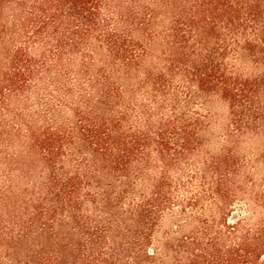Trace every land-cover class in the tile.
<instances>
[{
  "label": "trees",
  "instance_id": "1",
  "mask_svg": "<svg viewBox=\"0 0 264 264\" xmlns=\"http://www.w3.org/2000/svg\"><path fill=\"white\" fill-rule=\"evenodd\" d=\"M130 1L117 17L109 0H0L3 109L73 60L87 74L101 52L110 66L86 78L96 111L77 112L73 172L53 166L73 134L33 132L47 180L32 203L18 197L20 215L0 210V264H264V0H167L162 32L155 9ZM161 34L163 69L140 76ZM120 77L143 99L113 114ZM212 96L231 115L217 152L194 106ZM250 134L256 158L238 151ZM10 189L0 185V208Z\"/></svg>",
  "mask_w": 264,
  "mask_h": 264
},
{
  "label": "rangeland",
  "instance_id": "2",
  "mask_svg": "<svg viewBox=\"0 0 264 264\" xmlns=\"http://www.w3.org/2000/svg\"><path fill=\"white\" fill-rule=\"evenodd\" d=\"M109 1L116 6L115 16L117 17L126 14L128 8L133 6L130 0ZM133 1L138 7L149 6L156 10L158 16L156 30L158 32L164 31L170 25V15L165 10L167 0ZM134 38L142 43L145 42L137 32ZM163 43L162 34L152 41L151 54L145 60L140 76H143L145 70L163 69L165 61L160 58ZM7 62L0 46V80L9 70ZM102 67L109 71L110 66L105 62L101 52L96 54L95 65L87 74L81 71L83 70L81 61L73 60L66 64L62 74L56 73L55 70L51 74H46L43 78L37 79L28 90L9 97L5 109L0 106V122L5 126L2 129L4 133L0 142V185L5 183L11 187L8 192L7 205L0 208L4 217L8 218L12 214L20 215L22 209L19 204H16L18 197L19 200L32 203L41 196L38 187L47 180V171L44 167L46 165L41 159L40 152L31 146L30 138L33 132L50 129L52 132H60L62 136L69 138L73 134L71 139L65 141L63 152L53 166H63L65 171L69 172H73L75 166H79L78 160H81V155L78 148L81 140L75 130L79 121L77 112L86 115L88 119L92 118V112L95 110V102L92 98L98 94V89L89 86L86 78L95 76L98 69ZM56 75L58 76L57 82L52 80ZM115 78L117 79V75ZM119 82L126 90L125 100L114 105L113 114L125 110L129 102L136 104L137 100L143 99L140 91L133 90V86L136 85L134 80L129 81L120 77ZM68 89L71 92H67ZM194 106L206 115L207 131L204 137L210 149L217 152L229 129L231 118L229 105L220 97L212 96ZM98 111L100 115L109 113V109L105 108H100ZM128 114L132 118L131 123L135 122L133 112L130 111ZM261 144L260 139L250 134L240 143L238 151L241 155L256 158L262 152ZM81 166L85 165L81 164ZM257 172L264 173V160L257 163Z\"/></svg>",
  "mask_w": 264,
  "mask_h": 264
}]
</instances>
